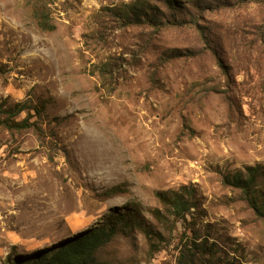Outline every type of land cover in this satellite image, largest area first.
I'll return each instance as SVG.
<instances>
[{
	"label": "rangeland",
	"instance_id": "rangeland-1",
	"mask_svg": "<svg viewBox=\"0 0 264 264\" xmlns=\"http://www.w3.org/2000/svg\"><path fill=\"white\" fill-rule=\"evenodd\" d=\"M176 1L186 22L154 31L122 15L167 21L159 0H0V98L46 105L37 129L0 127V264L117 216L93 264H183L188 245L264 264V217L225 183L257 169L264 207V0Z\"/></svg>",
	"mask_w": 264,
	"mask_h": 264
},
{
	"label": "trees",
	"instance_id": "trees-1",
	"mask_svg": "<svg viewBox=\"0 0 264 264\" xmlns=\"http://www.w3.org/2000/svg\"><path fill=\"white\" fill-rule=\"evenodd\" d=\"M160 3L171 12V18L167 21H163L162 16L164 13L152 5H137L135 3L126 6V10L123 13L124 22L127 26L139 28L148 27L158 31L165 26H181L186 21L178 20L175 16V12L180 10L179 2L176 0H159ZM37 15L38 12L36 11ZM41 29L52 30L53 27L44 24L43 21L38 22ZM177 54L174 51V55ZM105 66V65H104ZM108 65L105 67L107 68ZM105 68L103 69L105 71ZM46 105L43 101L34 105L30 100H24L20 102L10 103L8 98H0V127L10 131H22L29 129H37L38 124L36 121H31L33 117L40 119L42 114L45 113ZM25 113L26 117L18 120L21 114ZM248 176L243 177L241 173L234 175L232 178L226 177L225 183L236 188L242 192L244 199L249 207L261 217H264V207L259 203L256 197L255 183L257 169L247 168ZM164 202H169L174 210L175 216L178 218L183 216L188 210V206L183 203L180 196L175 195L171 201H166V196L163 197ZM157 218H161L160 214L155 213ZM120 224L128 225L127 221L121 216H117L116 219H109L100 226L89 230L80 238L70 241L59 248L57 251L47 254L39 255L31 258L26 263L20 264H93L94 253L96 250L112 240L117 232V228ZM187 246V245H186ZM196 248L188 245L184 255H182L183 264H195V261L199 259V253L203 254L204 247L195 246ZM8 264H11L8 262Z\"/></svg>",
	"mask_w": 264,
	"mask_h": 264
}]
</instances>
